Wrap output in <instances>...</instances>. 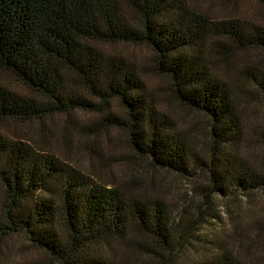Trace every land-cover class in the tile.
Here are the masks:
<instances>
[{
  "label": "trees",
  "instance_id": "obj_1",
  "mask_svg": "<svg viewBox=\"0 0 264 264\" xmlns=\"http://www.w3.org/2000/svg\"><path fill=\"white\" fill-rule=\"evenodd\" d=\"M204 1L0 0V250L41 260L18 264H190L213 195L264 196V27ZM165 174L206 179L200 204L171 207ZM227 246L192 264H248Z\"/></svg>",
  "mask_w": 264,
  "mask_h": 264
},
{
  "label": "rangeland",
  "instance_id": "obj_2",
  "mask_svg": "<svg viewBox=\"0 0 264 264\" xmlns=\"http://www.w3.org/2000/svg\"><path fill=\"white\" fill-rule=\"evenodd\" d=\"M200 8L202 12L213 19L237 18L264 27V8L253 0H208L204 1ZM251 55L252 53L249 56ZM254 55L257 58L261 56L257 51L254 52ZM149 83L150 85H157L160 80L156 77L149 78ZM175 112L178 114V111ZM247 115L249 119L256 123L262 122L264 119L263 113L259 110L258 105L254 103L249 106ZM189 119L193 120L191 117H186L184 120L179 118L178 123L181 126ZM109 135L115 141L113 148L118 147L122 137L118 132L112 130ZM112 150L116 152V149ZM122 150L121 147L119 150L117 149V151ZM244 155L253 160V158L261 155V150L254 146V148L251 147V149L244 151ZM121 167L114 163L113 171H117ZM158 177H162L164 180V187L162 188L164 199L174 209L181 206L193 208L198 203L200 204L195 185L206 181V179L192 180L174 174L158 175ZM242 194L244 193L235 189L226 196L213 195L211 197L212 199L206 205V223L199 226L194 233V240L191 241L192 246H188V249L185 250L181 258L182 263L192 264V262L197 261L201 254L205 256L214 253L216 247L220 249L222 242L227 240V247L248 264H264V229L259 235H255L251 229H246V225L253 220L264 219V196L260 191H253L248 195ZM176 211H174V215L177 216ZM236 222L241 223V225L244 224V231H249L247 236L252 240L250 247L242 248L234 239H231L237 226ZM199 241H204L203 247H201ZM25 262H41L40 254L30 247L22 237L9 238L7 248L0 250V264Z\"/></svg>",
  "mask_w": 264,
  "mask_h": 264
}]
</instances>
